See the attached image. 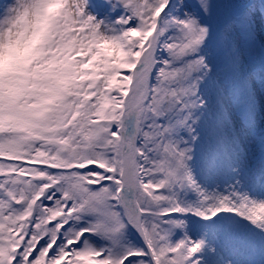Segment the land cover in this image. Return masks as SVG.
Listing matches in <instances>:
<instances>
[{"label": "snow or ice", "instance_id": "snow-or-ice-1", "mask_svg": "<svg viewBox=\"0 0 264 264\" xmlns=\"http://www.w3.org/2000/svg\"><path fill=\"white\" fill-rule=\"evenodd\" d=\"M234 3L116 0L107 21L66 0L0 65V264H264V136L254 155L239 127L264 100V0Z\"/></svg>", "mask_w": 264, "mask_h": 264}, {"label": "clouds", "instance_id": "clouds-1", "mask_svg": "<svg viewBox=\"0 0 264 264\" xmlns=\"http://www.w3.org/2000/svg\"><path fill=\"white\" fill-rule=\"evenodd\" d=\"M66 6V0H10L8 7L0 13V22L7 27L9 19H15L16 25L12 42L0 48V65L8 70L27 64L55 29Z\"/></svg>", "mask_w": 264, "mask_h": 264}, {"label": "rangeland", "instance_id": "rangeland-1", "mask_svg": "<svg viewBox=\"0 0 264 264\" xmlns=\"http://www.w3.org/2000/svg\"><path fill=\"white\" fill-rule=\"evenodd\" d=\"M97 5V11L91 12L88 7H86V11H88L89 14L95 16L98 20H107V21H115L118 18H120L122 15H124V9L122 6H117L115 9H113L112 5L116 4V0H111V3L109 0H94ZM10 0H0V5L9 3ZM252 5L259 4V0H236V3L232 5L233 8H244ZM262 42H264V36L261 37ZM259 50L256 52L250 54L246 58V67L247 68H253L259 66ZM258 87V86H257ZM234 111L237 113V116L240 115L239 106L237 105L234 108ZM241 129V136L244 139L245 143L249 147V151L254 154L258 155V149H259V138L264 136V100H262L261 103V111L260 113L256 115L255 117V125L254 128L249 129L246 125H239ZM255 137V139H254ZM247 264H260V253L258 251L251 253L247 256Z\"/></svg>", "mask_w": 264, "mask_h": 264}]
</instances>
